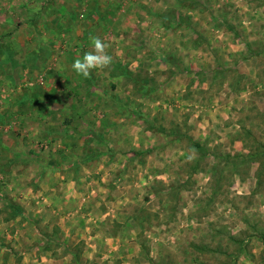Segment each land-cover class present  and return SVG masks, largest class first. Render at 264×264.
<instances>
[{
  "label": "rangeland",
  "instance_id": "rangeland-1",
  "mask_svg": "<svg viewBox=\"0 0 264 264\" xmlns=\"http://www.w3.org/2000/svg\"><path fill=\"white\" fill-rule=\"evenodd\" d=\"M0 264H264V0H0Z\"/></svg>",
  "mask_w": 264,
  "mask_h": 264
},
{
  "label": "clouds",
  "instance_id": "clouds-1",
  "mask_svg": "<svg viewBox=\"0 0 264 264\" xmlns=\"http://www.w3.org/2000/svg\"><path fill=\"white\" fill-rule=\"evenodd\" d=\"M89 40L92 50L86 51L82 58L76 59L72 64L75 73L85 78L91 75L93 69H105L113 62V57L108 53L110 42L97 35H90Z\"/></svg>",
  "mask_w": 264,
  "mask_h": 264
},
{
  "label": "trees",
  "instance_id": "trees-1",
  "mask_svg": "<svg viewBox=\"0 0 264 264\" xmlns=\"http://www.w3.org/2000/svg\"><path fill=\"white\" fill-rule=\"evenodd\" d=\"M197 145V144H196Z\"/></svg>",
  "mask_w": 264,
  "mask_h": 264
}]
</instances>
